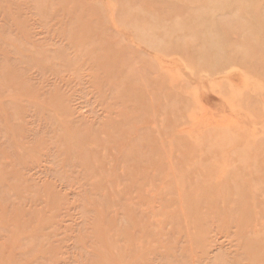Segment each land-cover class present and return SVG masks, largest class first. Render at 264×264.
<instances>
[{"label": "rangeland", "instance_id": "1", "mask_svg": "<svg viewBox=\"0 0 264 264\" xmlns=\"http://www.w3.org/2000/svg\"><path fill=\"white\" fill-rule=\"evenodd\" d=\"M0 264H264V0H0Z\"/></svg>", "mask_w": 264, "mask_h": 264}]
</instances>
